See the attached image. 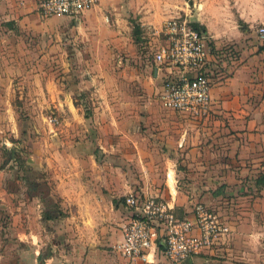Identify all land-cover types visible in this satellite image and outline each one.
<instances>
[{
	"label": "rangeland",
	"instance_id": "rangeland-1",
	"mask_svg": "<svg viewBox=\"0 0 264 264\" xmlns=\"http://www.w3.org/2000/svg\"><path fill=\"white\" fill-rule=\"evenodd\" d=\"M212 3L94 0L75 22L39 17L37 0H0V264H99L94 260L118 257L109 239L119 231L113 214L90 212L74 200L90 172L75 153L85 160L97 144L99 92L138 93L140 69L153 63L164 21L186 16L204 26ZM131 21L141 28L139 41ZM251 120L244 125L255 133L262 118ZM239 184L242 195L264 198V186Z\"/></svg>",
	"mask_w": 264,
	"mask_h": 264
},
{
	"label": "crops",
	"instance_id": "crops-1",
	"mask_svg": "<svg viewBox=\"0 0 264 264\" xmlns=\"http://www.w3.org/2000/svg\"><path fill=\"white\" fill-rule=\"evenodd\" d=\"M212 2V15L203 20L207 70L214 78L209 109L200 116L163 109L157 94L164 72L153 63L140 69L141 90L135 95L99 92L100 122L92 135L97 144L86 150L85 160L75 153L76 163L89 165L90 172L74 200L90 212L104 208L113 214L119 226L116 236H109L113 247L129 214L124 196L162 199L177 216L190 214L200 200L229 225L230 238L183 264H264V198L242 195L239 184L264 172V42L256 35L264 23V0ZM254 117L262 118L255 133L244 125ZM117 256L110 264H144ZM164 261L158 251L154 264Z\"/></svg>",
	"mask_w": 264,
	"mask_h": 264
},
{
	"label": "built area",
	"instance_id": "built-area-1",
	"mask_svg": "<svg viewBox=\"0 0 264 264\" xmlns=\"http://www.w3.org/2000/svg\"><path fill=\"white\" fill-rule=\"evenodd\" d=\"M92 6L94 0H37L36 11L41 18L63 16L79 22ZM191 23L186 16L165 20L159 30L162 40L151 58L164 72L157 94L160 106L200 116L210 107L214 78L207 70L208 36ZM256 35L264 42V23L256 27ZM122 201L129 214L114 249L126 262L154 264L161 251L167 264H183L230 236L229 225L201 202L190 214L177 216L162 199L130 193Z\"/></svg>",
	"mask_w": 264,
	"mask_h": 264
},
{
	"label": "trees",
	"instance_id": "trees-1",
	"mask_svg": "<svg viewBox=\"0 0 264 264\" xmlns=\"http://www.w3.org/2000/svg\"><path fill=\"white\" fill-rule=\"evenodd\" d=\"M134 21H131V23H132V35H133V37H134V41H139V39H140V35H141V28H140V26H139V24H134L133 23ZM195 28H197L198 30H200L201 32H203V33H207L206 32V28L204 27V26H200L199 24H194V23H191ZM242 24H241V22H240V26H241ZM244 27L242 26V29H243ZM85 117H89V115L86 113L85 114ZM254 186L257 188V189H260V188H262L263 186H264V172L263 173H261L257 178H255V180H254ZM46 215H47V217H48V219H52L53 218V216H52V212L51 211H48L47 213H46Z\"/></svg>",
	"mask_w": 264,
	"mask_h": 264
},
{
	"label": "water",
	"instance_id": "water-1",
	"mask_svg": "<svg viewBox=\"0 0 264 264\" xmlns=\"http://www.w3.org/2000/svg\"><path fill=\"white\" fill-rule=\"evenodd\" d=\"M160 245L162 246V248H165V246H164L163 242H161V243H160Z\"/></svg>",
	"mask_w": 264,
	"mask_h": 264
}]
</instances>
